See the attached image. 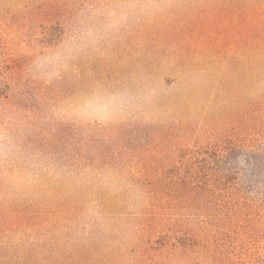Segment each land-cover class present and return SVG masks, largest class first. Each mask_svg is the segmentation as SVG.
<instances>
[{"label": "rangeland", "instance_id": "1", "mask_svg": "<svg viewBox=\"0 0 264 264\" xmlns=\"http://www.w3.org/2000/svg\"><path fill=\"white\" fill-rule=\"evenodd\" d=\"M0 264H264V0H0Z\"/></svg>", "mask_w": 264, "mask_h": 264}]
</instances>
